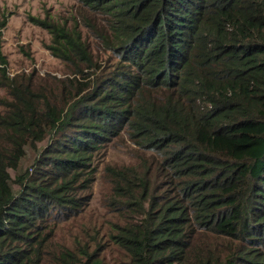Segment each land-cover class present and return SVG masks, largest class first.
<instances>
[{
    "label": "trees",
    "instance_id": "1",
    "mask_svg": "<svg viewBox=\"0 0 264 264\" xmlns=\"http://www.w3.org/2000/svg\"><path fill=\"white\" fill-rule=\"evenodd\" d=\"M77 1L109 19L96 38L115 66L85 73L78 39L29 17L74 77L4 75L0 264H264V0ZM44 140L15 192L8 170Z\"/></svg>",
    "mask_w": 264,
    "mask_h": 264
},
{
    "label": "rangeland",
    "instance_id": "2",
    "mask_svg": "<svg viewBox=\"0 0 264 264\" xmlns=\"http://www.w3.org/2000/svg\"><path fill=\"white\" fill-rule=\"evenodd\" d=\"M45 20L57 29L65 31L70 37L78 39L83 45L92 67L83 65L76 61L85 73H93L96 67V74L99 77L109 76L115 66L113 57L104 50L96 33L106 27L105 20H109L104 12H93L83 9L77 0H0V33L2 34V52L7 58L4 73L0 70V99L10 100L7 89L1 84L4 75L8 82L27 84L30 78L37 80L39 89L52 86L56 80L64 81L66 78H73L74 66L63 58L53 56L48 47H55L59 52L65 49L62 40L57 39L52 31L41 29L30 21V18ZM85 20V21H84ZM4 26H1V24ZM75 60V59H74ZM4 112L0 105V113ZM46 140L37 142L35 147H25V157L22 159L17 170L9 169L8 172L13 179V189L19 191V186L14 178L30 171L34 159L46 146ZM128 151L119 149L116 152L108 150L104 152L95 164L100 168L109 163L115 162L116 158L126 159ZM99 173L94 174V181L91 185L87 201L90 211H96L104 216L105 212L99 204L104 195L105 186L100 180H96ZM105 222L107 220L104 219ZM108 223V222H107Z\"/></svg>",
    "mask_w": 264,
    "mask_h": 264
}]
</instances>
